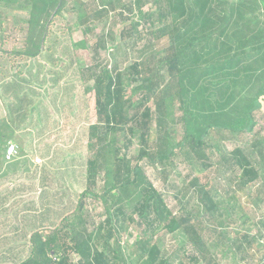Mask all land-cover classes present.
I'll list each match as a JSON object with an SVG mask.
<instances>
[{
    "label": "trees",
    "instance_id": "trees-1",
    "mask_svg": "<svg viewBox=\"0 0 264 264\" xmlns=\"http://www.w3.org/2000/svg\"><path fill=\"white\" fill-rule=\"evenodd\" d=\"M28 1L33 6L26 50L18 55L36 58L51 18L67 0ZM148 4L132 0L120 12L126 25L121 40L150 39L137 62L124 69L99 62L80 71L86 92L94 93L97 117V137L87 144L88 186L50 235L32 234L30 254L20 264H218L193 214L178 197L179 213L171 210L142 162L170 166L183 155L202 172L214 167L208 153L213 133L242 134L249 152L238 146L221 159L237 180H260L264 129H255L264 101V0H154L155 12H145ZM115 7V0L83 4L76 12L85 21L84 32L94 16L108 18ZM108 39L104 31L100 50H108ZM78 45L85 48L86 41ZM154 127L158 137L152 146ZM175 135L180 139L172 145ZM199 202L197 216L214 219L215 194L205 189ZM126 225L141 229L128 244L122 240ZM157 232L185 236L195 254L171 261L155 239Z\"/></svg>",
    "mask_w": 264,
    "mask_h": 264
},
{
    "label": "rangeland",
    "instance_id": "rangeland-1",
    "mask_svg": "<svg viewBox=\"0 0 264 264\" xmlns=\"http://www.w3.org/2000/svg\"><path fill=\"white\" fill-rule=\"evenodd\" d=\"M131 1L115 0V11L101 20L98 14L94 16L90 31L85 33V21H79L76 11L91 0H67L63 11L51 18L43 51L30 58L18 55L26 50L30 17L26 5L30 1L0 0V264H20L25 260L30 254L32 234L44 231L46 237L50 235L73 212L79 195L88 186L87 144L97 137V117L94 93L86 92L80 71L99 62L124 69L140 59V51L150 39L135 42L120 37L126 26L120 12H126L124 7ZM148 1L144 11L155 12L154 0ZM104 31L111 36L108 50L98 47V38ZM83 40L85 48L78 45ZM165 44L163 41L159 47ZM129 95L127 90L126 98ZM256 119L255 132H259L264 129V101ZM175 136L172 145L180 139ZM157 137L154 127L152 146ZM246 137L213 133V147L208 153L214 167L202 172L183 155L170 166L142 162L171 210L179 213L180 200L185 212L193 214L205 242L214 246L218 264H263L264 168L260 167V180L253 184L237 180L221 159L238 146L248 153ZM259 139L264 152V133ZM10 142L19 149L7 161ZM139 148L135 140L134 156L139 154ZM253 153L259 157L258 149ZM101 186L100 183L98 189ZM205 189L215 194L218 210L214 219L197 216L196 210L202 213L199 199ZM140 233L136 225H126L123 243H132ZM155 239L171 261L195 254L185 236L157 232Z\"/></svg>",
    "mask_w": 264,
    "mask_h": 264
},
{
    "label": "built area",
    "instance_id": "built-area-1",
    "mask_svg": "<svg viewBox=\"0 0 264 264\" xmlns=\"http://www.w3.org/2000/svg\"><path fill=\"white\" fill-rule=\"evenodd\" d=\"M18 153V148L15 144L13 143H10L8 149H7V152H6V159L7 161H11L12 158L17 155ZM262 263L264 264V258L262 260Z\"/></svg>",
    "mask_w": 264,
    "mask_h": 264
},
{
    "label": "crops",
    "instance_id": "crops-1",
    "mask_svg": "<svg viewBox=\"0 0 264 264\" xmlns=\"http://www.w3.org/2000/svg\"><path fill=\"white\" fill-rule=\"evenodd\" d=\"M9 1H12V0H9ZM32 6H33V3H32L31 1L26 5V9H28L29 12H30V17H31ZM30 17H29V20H30ZM10 143H11V142H10ZM10 143H9V144H10ZM13 144H14V143H13ZM16 146H17V148L19 149L18 145H16Z\"/></svg>",
    "mask_w": 264,
    "mask_h": 264
}]
</instances>
